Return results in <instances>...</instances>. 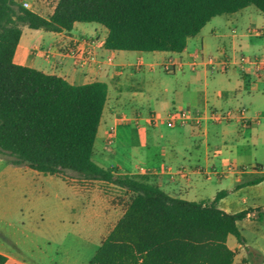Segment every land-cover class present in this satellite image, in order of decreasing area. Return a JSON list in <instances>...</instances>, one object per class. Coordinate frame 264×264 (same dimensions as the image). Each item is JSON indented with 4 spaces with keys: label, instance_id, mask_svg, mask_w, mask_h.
<instances>
[{
    "label": "crops",
    "instance_id": "1",
    "mask_svg": "<svg viewBox=\"0 0 264 264\" xmlns=\"http://www.w3.org/2000/svg\"><path fill=\"white\" fill-rule=\"evenodd\" d=\"M20 1L26 3L27 0ZM251 7L252 5L235 13L214 17L198 35L187 40V46L181 53L133 51L132 54H126L124 51L108 50L104 47L107 30L98 26L90 35L98 42L94 46L96 56L102 61L111 56L113 62L103 63L101 68L93 63L78 65L73 52L80 47L81 37H88V30L80 29L78 23H75L71 31H45L46 34L40 36L25 34L24 27L13 59L17 65L59 76L71 84L83 85L95 81L107 84L108 100L93 150V155L98 157L97 162L93 160L96 164L103 168H117L118 174L123 175L147 173L162 190L176 198L210 202L221 193L218 201L221 210L231 214L248 211L241 221L257 226V221L264 219V180L254 181L264 175V164L258 161L256 148L246 147L251 142L264 140V98L259 106L251 104V108L232 107L230 104V99H235L242 86L253 90L264 86V19L256 8ZM54 8L55 5L49 14ZM207 27H210L208 37L202 34ZM251 30H259L261 33L254 34ZM215 38L220 41L217 58H222L220 52L223 51L230 64L225 69L227 73L224 79L215 77L210 82L209 66L205 60L212 57L207 55L208 42ZM253 38L261 39V42L254 41ZM246 40L249 42H245ZM99 44L103 46H98ZM241 56L256 59L257 64H243L239 60ZM168 61L176 65L172 72H166L168 75L175 76L180 72V76L176 75L177 84L172 87L157 75V68ZM128 67L131 70L127 73ZM187 69L189 72H186ZM237 70L246 79L244 82L239 81L236 89L233 76ZM124 77L136 79L138 87L135 89L150 94L153 100L148 105L153 106L151 109L141 111L139 108L125 109L114 105L109 95L110 84L117 89L118 98L124 94L121 83ZM167 94L172 96V106L165 104ZM209 107L224 111L243 109L249 124L244 126L235 118L227 123L204 121L200 127L185 124L169 128L164 122L151 125L148 121L150 113L165 117L174 109L194 114L205 112ZM241 137L245 141L243 146L239 142ZM135 141L145 149L144 165L111 164L107 150L109 145L115 143L118 147H131ZM111 153L117 154L118 150L112 149ZM254 166H258L257 169L237 172L238 169ZM215 172L224 174L217 177ZM44 175L50 177L49 181H53L55 177L61 178L72 186L77 195H87L91 202V215L98 221L97 237L100 247L126 212L130 193L108 182L85 179L81 184H72L64 175ZM108 186H113L118 191V196L108 195ZM9 210L10 208H6L5 211ZM42 237L37 234L28 238L25 230L12 222H6V227H0V255L6 259L4 264L89 263L88 258L73 254L63 258L50 256L38 246ZM83 242L88 251V231L84 234ZM246 244L247 242L238 245ZM228 247L238 254V249ZM236 258L237 255L233 264H236Z\"/></svg>",
    "mask_w": 264,
    "mask_h": 264
},
{
    "label": "trees",
    "instance_id": "2",
    "mask_svg": "<svg viewBox=\"0 0 264 264\" xmlns=\"http://www.w3.org/2000/svg\"><path fill=\"white\" fill-rule=\"evenodd\" d=\"M250 5L264 15V0H56L48 16L20 0H0V152L12 156L14 166L49 175L73 171L130 193L126 212L88 264H233L237 252L227 239L246 243L237 223L248 211L221 210V193L210 202L176 198L151 176L96 164L107 84L75 85L17 65L23 28L59 33L75 23H97L107 30L108 50L181 53L214 17ZM5 261L0 255V264Z\"/></svg>",
    "mask_w": 264,
    "mask_h": 264
},
{
    "label": "rangeland",
    "instance_id": "3",
    "mask_svg": "<svg viewBox=\"0 0 264 264\" xmlns=\"http://www.w3.org/2000/svg\"><path fill=\"white\" fill-rule=\"evenodd\" d=\"M28 1L34 2V4L31 5ZM25 2L29 4L30 8L44 16H48L56 4V0H27ZM21 3L23 4V2ZM251 8L255 9L254 6ZM257 12L259 13V11ZM259 14L264 19V15ZM77 26L80 29L88 30V37H90L94 28L100 25L97 23H78ZM209 28L207 27L202 34L208 37ZM24 29L25 34L37 36L46 34L42 30H32L28 27ZM252 40L261 42V39L253 38ZM245 42L249 41L246 40ZM219 47L220 41L218 39H210L207 55L217 58ZM124 52L132 54L133 51ZM130 70L129 67L126 68L127 73ZM186 72H189L188 69ZM226 73L227 70H222L219 66L209 67L208 80L211 82L215 77L224 79ZM157 75L172 87L177 84L176 75L180 76V72H177L175 76L168 75L162 67H158ZM243 76L241 71H236L233 76L234 86L238 85L239 81L244 82L246 78ZM121 83L124 94L118 98L117 89L110 84L109 95L114 105L125 109L139 108L141 111H147L153 107L148 105L153 100L150 94L144 90L135 89L138 87L136 79L124 77ZM210 88L212 89V87ZM263 89L264 86L262 85L259 90L242 86L238 89L235 99H230V104L233 105L232 107L244 106L246 108H251V104L259 106L264 98ZM171 97V94L165 96L167 99L165 104L172 106ZM176 106L178 107V104ZM239 142L243 146L245 141L241 137ZM246 148H256L258 150L257 159L264 164V140L258 143L251 142L250 146ZM112 149L118 150V153H111ZM107 150L110 154L111 164L144 165L143 153L145 149L141 148L136 141L131 147H118L114 143L109 145ZM92 158L95 162L98 161L96 154ZM12 159L13 157L8 153L0 152V227H6V222H12L16 227L25 230L28 238L37 234L42 235V240L39 241L38 246L50 256L63 258L73 254L84 256L85 259L88 258L89 262L99 247V241L97 237L98 221L94 220L91 215V202L87 195H77L72 186L61 178L55 177L52 179L53 181H49L50 177L32 170L26 165L14 166L11 164ZM63 175L72 184H81L85 180L79 173L73 171H65ZM106 189L111 197L119 194L113 186H108ZM6 208H10V210L6 212ZM257 222L259 223L257 226L247 224L245 221L238 223V227L246 239V246H239L233 235L229 237L228 245L238 249L236 264H264V219ZM87 231L88 251L85 250V243L83 242L84 234Z\"/></svg>",
    "mask_w": 264,
    "mask_h": 264
},
{
    "label": "built area",
    "instance_id": "4",
    "mask_svg": "<svg viewBox=\"0 0 264 264\" xmlns=\"http://www.w3.org/2000/svg\"><path fill=\"white\" fill-rule=\"evenodd\" d=\"M24 7L30 9V6L28 3H23ZM232 32L235 33V30ZM254 34H260L261 31L259 30H251ZM97 41L94 40L92 37H81L80 39V47L76 50H74L73 55L75 57V61L78 65H84L93 63L96 65L97 68H101L103 63H112L113 57H107L105 61L99 60L96 56V53L94 51V46L97 45ZM98 46H103L102 44ZM220 55H222V58H215L210 57L205 60L207 65L211 68H215V66H219L222 70H225L228 65L230 64L229 60H227L225 53L223 51L220 52ZM240 62L243 64H249L254 63L257 64L256 59H249L245 56L240 57ZM175 64L172 61H168L165 64L162 65L163 69L166 72H172L173 67L175 68ZM239 119L241 123L244 126H248L249 119L245 117L244 110L238 109L237 111L232 110H219L213 107L207 108L205 112H196L194 114H191L187 110L183 109H174L170 111L165 117L157 114V113H150L148 116V121L151 125H157L161 122H164L165 125L169 128H175L178 126H182L185 124H191L196 127H200L204 121H210L212 123H227L233 119ZM124 120V118H123ZM258 166L250 167V168H241L238 169L237 172L243 173L245 171L257 169ZM180 173H184L183 171H180ZM224 172H215V175L217 177L223 175ZM147 175V173H146Z\"/></svg>",
    "mask_w": 264,
    "mask_h": 264
}]
</instances>
